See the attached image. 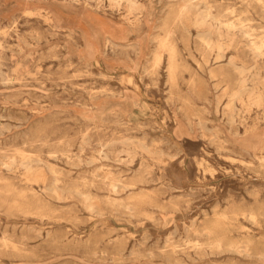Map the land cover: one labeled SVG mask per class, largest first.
Wrapping results in <instances>:
<instances>
[{"label": "rangeland", "instance_id": "1", "mask_svg": "<svg viewBox=\"0 0 264 264\" xmlns=\"http://www.w3.org/2000/svg\"><path fill=\"white\" fill-rule=\"evenodd\" d=\"M0 114V264H264V0H0Z\"/></svg>", "mask_w": 264, "mask_h": 264}, {"label": "crops", "instance_id": "2", "mask_svg": "<svg viewBox=\"0 0 264 264\" xmlns=\"http://www.w3.org/2000/svg\"><path fill=\"white\" fill-rule=\"evenodd\" d=\"M54 18H55V21H57V22L60 21V19H59L60 17L57 14L54 15ZM62 21L66 22L67 18L62 20ZM98 21L106 27L107 34L106 33H105V35L103 34L105 37V40L109 36V39L112 42L118 44L119 40H127L130 38V32H129L127 27L117 26V25L110 23L107 20L101 18L99 15H92L91 19L88 20L90 27L86 26L81 21V19H79V18L77 20H73V27L81 29V32L84 35L83 37H84L85 43H84V49H83V56L85 58H88V59L93 55V52L91 54L86 52L87 51L86 50L87 43H90L92 41V42H94L96 49L99 48L97 35H95L97 33V31L94 28L97 27V29L99 28L101 31L103 28H105L104 26H101ZM84 30H86L88 32L87 35L84 33ZM103 64L106 66V68L108 70H114V71L128 70L126 68L131 67L129 63L122 62L120 58L106 59L103 61Z\"/></svg>", "mask_w": 264, "mask_h": 264}, {"label": "bare ground", "instance_id": "3", "mask_svg": "<svg viewBox=\"0 0 264 264\" xmlns=\"http://www.w3.org/2000/svg\"><path fill=\"white\" fill-rule=\"evenodd\" d=\"M130 4H134V0H127ZM200 5V4H199ZM198 5V6H199ZM115 47V46H114ZM129 47V46H128ZM143 47V46H142ZM121 48V47H120ZM124 48V47H123ZM126 48V47H125ZM122 49V48H121ZM135 49V48H134ZM125 75V74H124ZM124 79V78H123ZM131 79V78H130ZM1 115V114H0ZM2 116V115H1ZM1 132V131H0ZM1 134V133H0ZM254 219V218H253Z\"/></svg>", "mask_w": 264, "mask_h": 264}]
</instances>
